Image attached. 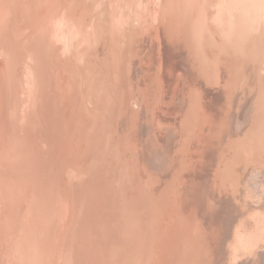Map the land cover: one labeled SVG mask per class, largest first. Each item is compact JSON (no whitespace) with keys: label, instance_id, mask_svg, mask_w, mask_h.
I'll return each mask as SVG.
<instances>
[{"label":"rangeland","instance_id":"obj_1","mask_svg":"<svg viewBox=\"0 0 264 264\" xmlns=\"http://www.w3.org/2000/svg\"><path fill=\"white\" fill-rule=\"evenodd\" d=\"M234 1L0 0V264H264V0Z\"/></svg>","mask_w":264,"mask_h":264},{"label":"bare ground","instance_id":"obj_2","mask_svg":"<svg viewBox=\"0 0 264 264\" xmlns=\"http://www.w3.org/2000/svg\"><path fill=\"white\" fill-rule=\"evenodd\" d=\"M234 1V0H233ZM252 2V0H244V2L243 3H241V0H236V3L237 4H239V5H242V4H244L245 2ZM235 2V1H234ZM234 13H236V9H237V7H236V4L234 5ZM238 13H239V15L241 16V15H245L246 14V11L244 10V9H242V8H240L239 10H238ZM236 15V14H235ZM235 26V27H234ZM234 29L236 28V22L234 23ZM222 36H224V34H222ZM220 40H223V38H220ZM262 41H259L258 39H257V37H255L254 38V40H253V43L251 44V56H252V53H254L255 51H256V49L258 48V45L261 43ZM250 63V62H249ZM248 70V67H247V69H246V71ZM249 72V71H248ZM247 73V72H246ZM246 77H248V73L246 74V76H245V79H246ZM119 83V82H118ZM260 240V239H259ZM259 242V241H258ZM260 244H263L264 245V239L261 241V243Z\"/></svg>","mask_w":264,"mask_h":264}]
</instances>
